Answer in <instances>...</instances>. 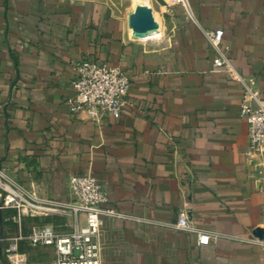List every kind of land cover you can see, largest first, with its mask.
Returning a JSON list of instances; mask_svg holds the SVG:
<instances>
[{"label":"crops","instance_id":"1","mask_svg":"<svg viewBox=\"0 0 264 264\" xmlns=\"http://www.w3.org/2000/svg\"><path fill=\"white\" fill-rule=\"evenodd\" d=\"M134 1L124 20L104 0H0V165L59 206L70 175L95 177L113 211L101 264H264V178L239 116L245 87L264 100V0H147L159 27L148 38L131 34ZM217 29L225 63L213 69L206 33ZM82 60L129 76L119 118L70 113ZM180 210L192 232L172 227ZM55 216L66 229L47 225L68 230ZM22 250L35 264L55 258Z\"/></svg>","mask_w":264,"mask_h":264},{"label":"built area","instance_id":"2","mask_svg":"<svg viewBox=\"0 0 264 264\" xmlns=\"http://www.w3.org/2000/svg\"><path fill=\"white\" fill-rule=\"evenodd\" d=\"M169 1L189 10V0ZM158 34L159 27L145 38ZM222 37L221 29L206 33V40L214 51L213 69L225 63ZM71 87L72 96L66 100L70 113L84 114L90 121L98 122L105 116H121L130 89V78L119 66L82 60L75 65ZM241 98L239 116L246 121L248 130L245 157L258 158L255 164L264 178V100L250 86L245 87ZM4 173L0 165V264H35L29 260L22 246L52 247L55 253L52 264H101L100 229L103 216L112 215L113 211L104 208L109 203V197L105 187L95 177L89 174L70 175L67 185L71 197L65 205L59 206L50 199L37 198L34 188L23 186ZM54 214L69 219L68 230L60 232L45 224L30 226L24 232L23 218ZM6 218L11 221L12 229L17 231L15 234L6 235ZM172 227L176 231L194 230L187 210L177 213ZM209 243L210 236L197 233V245Z\"/></svg>","mask_w":264,"mask_h":264},{"label":"rangeland","instance_id":"3","mask_svg":"<svg viewBox=\"0 0 264 264\" xmlns=\"http://www.w3.org/2000/svg\"><path fill=\"white\" fill-rule=\"evenodd\" d=\"M104 1H107L113 7V9L116 11V13L125 20L128 12H129V9L131 8L132 0H104ZM156 20H158L157 17H156ZM4 174L7 175L8 177L14 179L15 181H17L19 184L25 186L22 182H19L18 180H16L12 176H10L9 173H7V171H5ZM34 195L37 198L40 197L39 193L36 190H35ZM48 220L50 222L54 221V225L59 226V228L66 229V221L62 217H56L55 214L49 215L46 217H43V216L28 217L27 216V217L23 218V223L26 224L27 227L42 226V225L47 224ZM4 224H5L6 235L12 234L14 229H12L11 221L6 218L4 220Z\"/></svg>","mask_w":264,"mask_h":264},{"label":"bare ground","instance_id":"4","mask_svg":"<svg viewBox=\"0 0 264 264\" xmlns=\"http://www.w3.org/2000/svg\"><path fill=\"white\" fill-rule=\"evenodd\" d=\"M149 8L147 0L134 1L130 23L135 27L132 29L131 34L136 30H146L151 26H157V23H151L153 16Z\"/></svg>","mask_w":264,"mask_h":264},{"label":"water","instance_id":"5","mask_svg":"<svg viewBox=\"0 0 264 264\" xmlns=\"http://www.w3.org/2000/svg\"><path fill=\"white\" fill-rule=\"evenodd\" d=\"M158 27L157 26H151L150 28L146 29V30H136L132 33V35L135 37V38H145L147 37L150 33H152L153 31H155ZM257 231V230H256ZM255 235L258 236V234H256L255 232Z\"/></svg>","mask_w":264,"mask_h":264}]
</instances>
